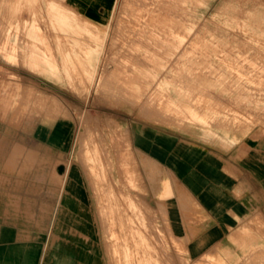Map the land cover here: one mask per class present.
I'll use <instances>...</instances> for the list:
<instances>
[{"label": "rangeland", "instance_id": "rangeland-1", "mask_svg": "<svg viewBox=\"0 0 264 264\" xmlns=\"http://www.w3.org/2000/svg\"><path fill=\"white\" fill-rule=\"evenodd\" d=\"M138 124L264 137V0H117L103 24L0 0L2 248L79 194L109 264H188L166 216L179 182L135 148Z\"/></svg>", "mask_w": 264, "mask_h": 264}, {"label": "crops", "instance_id": "crops-1", "mask_svg": "<svg viewBox=\"0 0 264 264\" xmlns=\"http://www.w3.org/2000/svg\"><path fill=\"white\" fill-rule=\"evenodd\" d=\"M64 1L98 24L107 21L117 2ZM131 142L167 166L179 182L165 200L166 216L188 264H264L263 136L223 146L179 130L138 124ZM78 195L71 196L68 208L39 211L37 231L17 228L26 237L21 246L14 239V248L7 244L4 249L1 240L0 264H109L96 216ZM255 219L263 225L255 226Z\"/></svg>", "mask_w": 264, "mask_h": 264}]
</instances>
